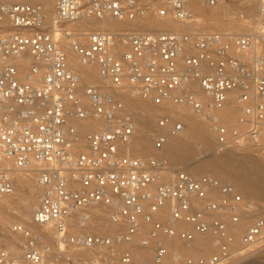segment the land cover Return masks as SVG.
<instances>
[{
	"label": "built area",
	"instance_id": "obj_1",
	"mask_svg": "<svg viewBox=\"0 0 264 264\" xmlns=\"http://www.w3.org/2000/svg\"><path fill=\"white\" fill-rule=\"evenodd\" d=\"M191 1L53 0L50 27L39 3H0V197L14 191L5 160L32 171L40 189L31 217L39 230L0 220V264H80L83 250L103 251L106 264H163L164 239L189 248L205 234L216 253L180 256L173 264H230L264 245L262 217L250 216L239 238L229 228L239 224L240 208L252 210L232 182L173 169L156 152L126 151L136 124L119 98L130 94L161 108L152 133L156 151L185 129L181 112L202 120L220 149L264 148V0H202L206 7L255 5L259 29L242 34L62 26L145 15L192 23ZM70 57L96 68L98 81L82 83ZM225 110L234 112L232 123ZM96 206L107 208L114 231L74 232ZM7 232L19 237L18 250ZM137 248L152 252L139 259Z\"/></svg>",
	"mask_w": 264,
	"mask_h": 264
},
{
	"label": "bare ground",
	"instance_id": "obj_2",
	"mask_svg": "<svg viewBox=\"0 0 264 264\" xmlns=\"http://www.w3.org/2000/svg\"><path fill=\"white\" fill-rule=\"evenodd\" d=\"M17 2L39 3L43 7L46 20L48 22L52 21L53 15L55 13V6H54L53 0H0V3H3V4L17 3ZM202 4H203L202 0H192L191 1L190 9H191V12L193 13V16L195 15L193 12L194 10L198 8L200 9L203 8ZM235 6L232 5L231 3L230 4L227 3V4L219 5L216 7H207L206 9H208V11L210 10L211 12H213L212 14L214 16V14L217 13L220 9L226 8V9H231L235 11L238 10L237 7ZM243 7H247L248 9H254L255 5H253L252 7L251 6L250 7L243 6ZM254 11L256 12V10ZM149 19H152V18H148L147 15H145L144 17H138L132 21L119 20V19H115L112 17L104 16L103 18H100V19L85 17L76 22H66V23L74 24L78 27L84 26L92 30H106V31H112V32H115L117 30L126 31V32H129V31H143V32L184 31L185 28H186V31L195 30L193 23L179 22V21H175L173 19L167 18V17H162L158 19L154 18L155 20H149ZM70 62L74 64L76 68H78L77 70L80 72L82 83L85 80L90 83L94 82L95 80H98L96 68L94 67L91 68L88 66H81L80 64L77 63V60L74 57L73 58L70 57ZM119 98L123 101L125 105V109L132 115L134 122L136 124L133 138L131 142L125 147L126 151H128L129 153L135 156H138V157H145L146 156L145 152H147V150H149L150 148V149H153V152H156L158 155L165 157L167 161L171 160L172 162L180 163V161H188L192 159L193 154H194L193 153L194 151L193 141L195 139H199L201 143H203V146L205 148L209 147L210 141L205 136V133L203 132V127L199 123H197V121L195 120V116L193 117V115L190 113L188 117H186L185 119H182L183 122L185 123V129L181 132V134L177 136H171L172 138L171 137L168 138V140L166 141V143L161 149L157 151L154 150L153 144H151L149 141L147 142L146 136L150 132L149 129L151 127V119L156 114L160 113L161 108L154 106L151 103L145 102L139 98H136L137 101L133 98L126 97V95H120ZM227 112L228 111L225 110L223 112V116L227 117ZM84 128H89V124L84 125L82 129ZM152 129L153 128H151V130ZM246 145H249V144H246ZM246 145L242 148H245V147L251 148L252 146L251 144H250L251 146L249 147ZM254 157L255 156L253 155L230 157L224 154L222 155L217 154V155H212L211 157H208L209 159L205 160L204 162H201L200 165L196 167L193 166L194 168H188L184 171L190 173L191 175L195 177L202 176L201 174H204V173L206 174L210 173L209 174L210 176L216 177L221 180L226 179V178L223 179V177L230 178L231 180L230 179H227V180L232 182V184L235 186L237 191L242 195L243 197L242 204H245L248 202V198H251L253 200L259 199V198L264 199V157H261L260 159H256ZM205 169L211 172L209 171L206 172ZM28 172L32 173V171H28ZM221 174H227V176L221 175ZM26 175L27 174H24V173L22 174L18 173L16 177H14L13 194L7 197L9 198L13 195L16 197V199L12 202L13 203L12 204L10 201L7 200V198H0V214L1 212L6 213V215H3L4 220H8L9 217H11L10 215H12V213H18L20 217H24V218L30 217L28 222L24 220H20L17 222L27 224L34 230H39V227L31 223V216H32L31 214L36 206L35 197H36L38 188L35 189L34 191H31L25 187V183H27V181L30 180L29 178H26ZM20 192L21 194L24 195V198H21L19 196ZM16 204L20 206L17 207ZM105 210H106L105 207L96 206V207L89 208L85 212L89 213L90 216L91 214L96 216L97 214H100L104 212ZM239 211L241 214L240 215L241 219H240L239 224H231L229 226L230 229L235 230V231H238L242 226H244L245 222L250 218V216L251 217L259 216V217L264 218V210H262L260 213L255 212V209L253 206H252L251 211L242 210L241 208ZM95 213L97 214L95 215ZM101 218L103 217L101 216ZM75 219L76 218L74 217V220ZM89 225L91 226V224ZM209 235L210 234L197 236L189 248L183 247L182 244L176 239H164L165 245L168 248L169 253L167 257L165 258V261L163 264H169L170 262L169 257L171 256V253L173 252L177 253L178 251H181V250L183 251L191 250L195 247L200 248V249L210 248L212 242H211ZM9 240H10V237H9ZM14 244L16 246V243ZM260 245L262 244H259V243L255 244V247H260ZM84 252L85 251H79L77 252V254L81 256V255L86 254Z\"/></svg>",
	"mask_w": 264,
	"mask_h": 264
},
{
	"label": "rangeland",
	"instance_id": "obj_3",
	"mask_svg": "<svg viewBox=\"0 0 264 264\" xmlns=\"http://www.w3.org/2000/svg\"><path fill=\"white\" fill-rule=\"evenodd\" d=\"M27 3V2H25ZM227 4V3H226ZM230 4V3H228ZM232 5H236L235 7H237L238 10H231V9H220L217 13L214 14L213 16V12H211L210 10L208 11V9H206L207 7L202 4L203 8H198L196 10H194V16H193V26L195 27L194 33H203V32H212V31H219V32H224V33H235V34H242V33H249V32H256L259 29V25L256 22V12L254 9H248L247 7H243V5L241 4H234L231 3ZM243 8V9H242ZM244 10V11H243ZM219 14V15H217ZM148 18H152L149 20H155L154 18H162V17H158L155 15H147ZM48 17V16H47ZM144 17V16H143ZM48 26H51L50 22H47ZM64 28L67 29H71L73 27H77L80 28L78 31H91L92 29L86 28L84 26L82 27H78L74 24H68V23H64L62 25ZM72 30V29H71ZM56 31V29H55ZM186 31V28L185 30ZM115 32H122L121 30H117ZM129 32H135V31H129ZM262 48H264V43H262ZM74 65V64H73ZM75 66V65H74ZM98 80H95L94 82H97ZM84 83H90L87 82L86 80L84 81ZM126 97H130L133 98L137 101L136 97L130 94H125ZM136 113V112H135ZM161 115V112L156 114L152 119H151V127L149 129V133L146 136L147 142L149 141L151 144H153L152 142V133L155 129V125H156V120L157 118ZM190 115L189 112H181L178 113L177 116H179L181 119H185L186 117H188ZM194 117V115H193ZM234 112L228 111L227 112V117L226 120L230 123H232L234 121ZM195 120L197 121V123H199L202 127H203V132L205 133V136L209 139L210 141V145L208 148H205L203 146V143H201V141L199 139H195L193 141V147H194V151H193V157L192 159L188 160V161H180L179 162H172L171 160H168L169 164L171 165V167L173 169L176 170H186L188 168H194L193 166H198L201 164V162H204L205 160H208V157H211L212 155H226V156H230V157H238V156H255L254 158L256 159H260L261 157H264V148H256L253 145L251 146L246 145V146H251V148H242L245 145H242L241 147H232L230 149H220L215 141L213 136L210 134L207 126L204 124V122L202 120H200L199 118H197L195 116ZM153 125V126H152ZM151 128H153L151 130ZM170 138V137H169ZM172 138V137H171ZM154 147V146H153ZM152 151V152H151ZM146 156L148 157L153 153V149L147 150ZM211 155V156H210ZM235 155V156H234ZM6 161V160H5ZM4 161L5 165L11 167L13 169V173H14V177H16V175L18 173H24L27 174L26 178H29L30 180L27 181V183H25V187L31 191H34L35 189H37V193H36V197H35V205L38 202V194L40 193V189L39 187L36 185L35 182V176L34 174H32L31 172L28 171H22V170H18V169H14L13 163L10 160H7L6 162ZM186 167V168H185ZM206 172H208L209 170H206ZM18 172V173H17ZM211 172V171H209ZM210 173H204L201 175H209ZM221 175H225L227 176V174H221ZM222 177V176H221ZM226 178L230 179L228 177H223V179ZM231 180V179H230ZM21 198H24V195L21 194L19 195ZM0 198H7L8 201H10L11 203L16 199L15 196H11V197H0ZM251 201V202H250ZM253 201V202H252ZM248 202L252 203V206L255 209V212L260 213L262 210H264V199H251L248 198ZM13 204V203H12ZM17 207H19L20 205L16 204ZM16 207V208H17ZM252 209V208H251ZM97 213H95L96 215ZM3 215H6V213H2L0 214V220L3 221L4 223H8L9 220L10 221H20V220H24L27 221L30 219L29 218H24V217H20L18 215V213H12V215H10L11 217H9L8 220H4L3 219ZM32 215V214H31ZM14 218H13V217ZM92 216V217H91ZM89 222L86 224V228L81 227L83 224L81 223H77V225L75 224V226L73 227V231L74 232H88V233H97V234H110L111 232L114 231L113 229V225L111 226L109 223V219H108V210L106 208V210L100 214H97L96 216H94L93 214H91ZM99 216V218H98ZM101 216L103 218H101ZM32 217V216H31ZM259 217V216H258ZM100 219V220H99ZM103 219V220H102ZM103 221V222H102ZM91 224V226L89 225ZM93 225V226H92ZM96 225V226H94ZM103 225V226H102ZM244 230V226H242L236 233L237 237L239 238V236L243 233ZM7 234L8 237V241L10 246H13L17 249V244L19 243V237L13 236L10 233H5ZM210 239H211V247L208 249H200V248H193L191 250H181L178 251L177 253H175V255L170 259L169 264H173L174 262V258H178V257H183L184 255H192V256H196V255H206V256H210L214 253H216V248L214 246V241L211 235ZM12 238V239H11ZM11 242V243H10ZM16 243V246L15 244ZM235 248L236 249H241L240 244L238 243V240L235 244ZM18 250V249H17ZM250 250V251H249ZM253 250V251H251ZM84 255L79 256L77 254V258L80 259L79 263L80 264H106L107 257L105 255H103V251H93V252H89L86 250ZM146 251V252H145ZM136 252L139 255V259L145 258L147 256H149L152 252V250H144L141 251L140 249H136ZM251 253V254H249ZM94 257V258H93ZM85 260H83V259ZM115 260V259H114ZM173 260V262H172ZM117 260H115V264ZM230 264H264V245L260 246V247H251L248 250H246L244 252V254L239 257V255L235 256L234 261Z\"/></svg>",
	"mask_w": 264,
	"mask_h": 264
}]
</instances>
